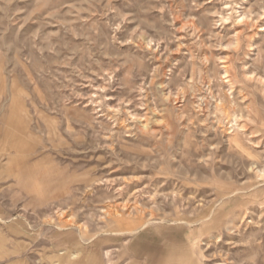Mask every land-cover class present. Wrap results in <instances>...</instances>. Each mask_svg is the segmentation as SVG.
I'll return each instance as SVG.
<instances>
[{"label":"rangeland","instance_id":"1","mask_svg":"<svg viewBox=\"0 0 264 264\" xmlns=\"http://www.w3.org/2000/svg\"><path fill=\"white\" fill-rule=\"evenodd\" d=\"M255 78L264 0H0V264H264Z\"/></svg>","mask_w":264,"mask_h":264},{"label":"bare ground","instance_id":"2","mask_svg":"<svg viewBox=\"0 0 264 264\" xmlns=\"http://www.w3.org/2000/svg\"><path fill=\"white\" fill-rule=\"evenodd\" d=\"M238 20V19H237ZM244 22V21H243ZM243 25V24H242ZM244 25L245 26H248V23L247 22H245L244 23ZM242 29V28H241ZM244 30H242V31H240V32H238V33H236V45H238V44H240L239 43V38H240V36H242L241 35V33L243 32ZM191 35H194L195 36V29H193V28H191ZM248 35V34H247ZM247 35L244 37V38H246L247 37ZM193 36V37H194ZM249 37V36H248ZM249 40V39H248ZM196 41V40H195ZM233 44H235V43H233ZM247 44V43H246ZM254 45H255V42H252V44H250V52L252 51V48L254 47ZM247 46V45H246ZM237 47V46H236ZM249 49V48H248ZM200 57H201V55H200ZM205 57V56H204ZM198 64V63H197ZM229 66V65H228ZM207 60L206 59H204L203 57H202V59H201V62H200V65H199V67H198V69H197V78L195 79V81H194V83H193V85L192 86H194V88H195V92H196V94H194V95H192L191 96V99H192V103H197L198 104V108L200 107L202 110H203V115H204V117H205V119L206 120H208L209 122L210 121H212L213 119H212V115L213 114H215V112L217 111V109L218 108H216L215 110H213L212 109V105H211V103H210V100H209V96H210V94H211V92H210V87H209V82H208V80H207V77H206V73H207ZM228 69V68H227ZM195 70V69H194ZM228 78V77H227ZM251 79H253V78H251ZM256 79V78H255ZM249 81H252V80H249ZM255 81H257L258 82V84L260 85L261 84V87H263L264 86V83L258 78V79H256ZM228 82L231 84V85H233V82H232V77H230V79L228 80ZM256 82V83H257ZM245 94H246V98H249V97H251L250 95V93H248L247 91L245 92ZM250 94V95H249ZM190 97V96H189ZM188 99V97H183L182 99V103H183V105H185L186 103H187V99ZM168 98L166 97V100H167ZM190 101V100H189ZM248 102H249V108H250V111L252 112L251 114H252V116H251V120L252 121H255L256 119H257V117H256V115H254V108H253V100L251 99V100H249L248 99ZM183 105H178V106H175L174 107V110H175V115H176V118H177V120L179 121V122H183V115H182V112H181V109H182V107H183ZM199 108V109H200ZM223 112H224V116L228 119L229 118V112H227L226 110H222ZM131 116V115H130ZM147 127H148V124L146 123L144 126H143V129H147ZM172 129V128H171ZM184 131V130H183ZM155 132V131H154ZM166 132H167V136H169L170 135V133H171V130L170 129H166ZM153 133V132H152ZM156 133V132H155ZM262 137V136H261ZM263 138V137H262ZM260 141V140H259ZM233 195H234V192L232 193ZM210 216L211 215H208V216H206L204 219H206V220H208L209 218H210ZM245 216V215H244ZM241 217V216H240ZM213 218V217H212ZM211 218V219H212ZM211 219H210V221H211ZM240 220H243V218L242 219H240ZM0 221H2V219H0ZM229 224H231V223H229ZM147 225L146 224H142V225H140L138 228H135L133 231H131V233H133V234H138L143 228H145ZM236 229V227H235V225L234 224H232L231 226L229 225V228H228V230H235ZM130 235V234H129ZM187 253V252H186ZM165 264V263H164Z\"/></svg>","mask_w":264,"mask_h":264}]
</instances>
